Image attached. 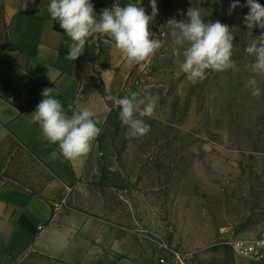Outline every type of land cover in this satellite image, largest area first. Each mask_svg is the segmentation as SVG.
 <instances>
[{"label": "rangeland", "instance_id": "374dc122", "mask_svg": "<svg viewBox=\"0 0 264 264\" xmlns=\"http://www.w3.org/2000/svg\"><path fill=\"white\" fill-rule=\"evenodd\" d=\"M233 2L156 0L158 15L149 26L161 48L132 68L120 96L147 93L157 101L154 117L144 118L150 132L126 138L119 109L111 104L98 144L114 158V168L78 179L62 202L99 220L98 250L86 243L64 257L6 250L0 264H257L235 254L227 241L258 235L264 224V77H256L258 97L244 86L252 75L246 65L254 60L245 48L264 30L249 34L243 20L249 8L229 14ZM140 6L151 14L150 0ZM190 7L200 10L205 23L219 20L231 28L238 72L210 71L192 84L180 70L186 45L173 43L166 24L186 21ZM6 35L0 0V50ZM13 166L40 176L26 157Z\"/></svg>", "mask_w": 264, "mask_h": 264}, {"label": "crops", "instance_id": "0c3cea01", "mask_svg": "<svg viewBox=\"0 0 264 264\" xmlns=\"http://www.w3.org/2000/svg\"><path fill=\"white\" fill-rule=\"evenodd\" d=\"M109 2L91 0L97 18L103 9L112 8ZM49 4L2 0L7 35L6 47L0 50V257L6 250L64 257L81 243L98 250L99 220L69 207L54 210L52 204L64 201L78 179L114 168V158L101 150L97 137L86 157L66 159L58 144L43 140L39 126L29 121L44 99L43 89L57 87L59 95L53 96L68 115L79 104L95 113L100 127L112 104L106 97L124 94L136 65L128 63L107 36L89 37L78 59H66L71 40L51 20ZM8 96L17 102L8 101ZM53 151L55 159L50 158ZM18 157L30 159L40 176L25 167L10 170Z\"/></svg>", "mask_w": 264, "mask_h": 264}, {"label": "clouds", "instance_id": "9594fccd", "mask_svg": "<svg viewBox=\"0 0 264 264\" xmlns=\"http://www.w3.org/2000/svg\"><path fill=\"white\" fill-rule=\"evenodd\" d=\"M140 4L141 0L126 6L114 5L111 9H103L99 18L91 0H50L47 10L51 20L57 21L71 40L66 59H78L84 53L89 37L107 36L114 41L115 48L128 63L139 64L154 56L161 48V39L149 28L158 15L156 0H150V15ZM237 7L249 8L243 17L249 34H252L254 28L264 30V6L257 0H247L246 5L234 0L229 14ZM186 15V21L173 18L167 21L166 26L170 29L174 44L186 45L180 70L186 74L187 79L196 84L203 82L210 71L238 72L240 69L232 59L234 34L231 28L219 20L205 23L200 10L193 7L188 9ZM256 37L245 48L254 60L246 65L252 75L244 86L252 90L254 97L261 94L256 77H264V32ZM53 93L59 95L57 87L43 89L44 99L38 103L29 123L39 126L43 140L49 144H58L59 153L64 158L76 160L86 157L102 131L94 118L95 113L76 104L71 109L72 114L68 115ZM106 99L119 109L122 126L127 128L126 138L136 139L150 132V125L144 118L154 117L157 104L150 94L134 92L123 98L109 95ZM56 156L55 151L50 154L52 159Z\"/></svg>", "mask_w": 264, "mask_h": 264}, {"label": "built area", "instance_id": "2783aa9c", "mask_svg": "<svg viewBox=\"0 0 264 264\" xmlns=\"http://www.w3.org/2000/svg\"><path fill=\"white\" fill-rule=\"evenodd\" d=\"M7 100L10 102L13 101V97L8 96ZM62 202H54L52 208L58 210L61 208ZM41 228L40 226L39 229ZM227 243L235 254L247 257L257 264H264V224L258 235L233 237Z\"/></svg>", "mask_w": 264, "mask_h": 264}, {"label": "trees", "instance_id": "16d2710c", "mask_svg": "<svg viewBox=\"0 0 264 264\" xmlns=\"http://www.w3.org/2000/svg\"><path fill=\"white\" fill-rule=\"evenodd\" d=\"M18 97H19V96H18ZM18 97H17V98H18ZM13 102H15V103L17 102V101H16V98L13 99ZM19 107H20V109H23V106H19Z\"/></svg>", "mask_w": 264, "mask_h": 264}]
</instances>
